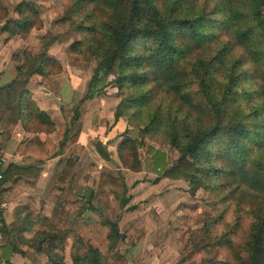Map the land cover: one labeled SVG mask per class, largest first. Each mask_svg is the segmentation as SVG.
Segmentation results:
<instances>
[{"label":"trees","instance_id":"16d2710c","mask_svg":"<svg viewBox=\"0 0 264 264\" xmlns=\"http://www.w3.org/2000/svg\"><path fill=\"white\" fill-rule=\"evenodd\" d=\"M72 1L66 16L75 19L71 21L74 29L85 36V46L99 64L82 100L66 110L59 140H41L36 134L20 141L16 152L36 157L39 165L61 156L73 124L84 121L87 108L98 96L94 84L102 77L114 76L117 87L128 90L122 94L114 119L126 118L143 136L160 134L179 153L178 158H172L166 151L146 146L141 137L127 135L118 143V156L122 159L123 152L133 146L144 148L146 167L155 174L152 183L159 178L182 180L193 186V193L203 187L224 199L248 202L254 220L245 247L250 264H264V0ZM36 5L19 4L18 16L11 20L13 26L7 19L0 30L30 32L38 20L32 12ZM67 24L65 16L57 19L32 47L26 46L17 74L0 86L6 101L0 120V155L20 119L31 131H54V122L26 87L33 75L51 74L47 66L53 59L47 51ZM82 150V145L75 147L77 156L67 159L58 185H64L74 172ZM41 172L38 165L9 164L0 183V203L14 193L18 183L34 182ZM14 176L11 187L2 186ZM98 187L80 199L77 207L71 199L62 207L81 213L103 209L108 193L128 204L120 169L102 166ZM56 203V208H61L58 199ZM3 211L0 262L6 259L12 264L8 259L17 235L35 222L30 225L31 214L27 213L8 225ZM53 212L43 221L48 230L64 235ZM112 226L121 233L117 223ZM41 244L35 247L44 250ZM185 248L189 253L182 263L196 255L191 241ZM211 249V244L200 247L207 255ZM92 253L99 262L101 252L93 249Z\"/></svg>","mask_w":264,"mask_h":264},{"label":"rangeland","instance_id":"374dc122","mask_svg":"<svg viewBox=\"0 0 264 264\" xmlns=\"http://www.w3.org/2000/svg\"><path fill=\"white\" fill-rule=\"evenodd\" d=\"M22 2L37 4L32 12L38 20L28 33L10 34L0 30L1 68L10 66L14 69L16 64L21 63L25 47H32L57 19L65 16L67 27L47 51L48 56L53 59L47 66L52 71L51 74L33 77L29 85L30 90L36 87L40 89L41 96L55 106L54 109L61 106L59 110L65 111V106L60 101L57 103L56 98L60 99L63 84L70 81L74 89L72 107L78 105L87 93L99 59L91 56L84 43L85 36L74 29L71 21L75 19L66 16L73 1L0 0V27L7 19L13 26L11 20L18 16L17 7ZM31 8H28V14L31 13ZM78 41L81 44L77 45ZM72 48L77 52H73ZM92 89L98 92L97 95L104 93L98 98L99 106L95 107H99L95 114L101 113L102 116L99 114L96 117L93 127L97 129L100 123L104 124L106 130H110L114 125L113 115L123 98L122 94H126L128 90L121 91L114 76L102 77ZM122 119L127 128L123 127L121 132L120 129L113 131V137L109 138L112 144L121 135L126 137L133 129L146 146L152 145L166 151L172 158L179 157V153L166 142V138L157 133L143 136L137 125L129 124L126 118ZM81 127V123L74 125L78 131ZM98 138H91L88 144L98 152L94 164L84 163L75 172L83 178L75 181V194L83 195L86 189L91 190L92 187H85L87 185L92 184L95 190L99 188L101 165L108 156L104 153L101 140L97 141ZM132 149L123 152L122 159L113 150L111 153L115 155V160L107 161L113 169L116 167L114 162L120 163L121 174L127 186L128 204L123 205L120 198L108 193L105 195L103 209H96L88 215L86 212H79V209L56 208L53 219L64 235L45 228L37 229L31 236L30 239L36 245L46 241L44 253L50 259V264H53L52 259L54 264H250L245 246L254 217L248 202L236 198L227 200L221 194H214L203 187L193 193V186L182 180L159 178L160 182L153 184L155 174L150 173L146 167L144 148L133 146ZM113 223L118 224L121 233L114 230ZM188 241L192 242L191 250L196 255L191 261L182 263L189 253L185 248ZM205 244L212 245L211 255L200 250ZM93 249L102 254L99 262L94 260Z\"/></svg>","mask_w":264,"mask_h":264},{"label":"crops","instance_id":"0c3cea01","mask_svg":"<svg viewBox=\"0 0 264 264\" xmlns=\"http://www.w3.org/2000/svg\"><path fill=\"white\" fill-rule=\"evenodd\" d=\"M19 65L20 64H16L15 68L11 69L10 66L7 68H1L2 66L0 64V86L8 84L15 77L18 72L17 69ZM36 76L41 77L39 74H35L32 76V78ZM29 83L26 87V89L28 90H30ZM72 85L73 84L70 81L66 84H63L64 88L62 87L63 89L60 91V99L56 98L58 100L57 103H59L60 101L63 104V107L65 106V111L59 110V107L61 108V106H59L57 109H54L53 107L55 106H52L44 96H41L40 89H38L37 87L35 89H31L30 92L33 93V96L38 103V107L41 110L45 111L52 122H54L55 129L52 132L35 130L31 131L25 128L24 123L20 119L17 122L18 124L16 125L11 137L6 140V144L2 149L0 155V169L2 168L5 170L11 163L20 166L38 165L42 168L39 179L31 183L27 181L18 183L16 187H14V193L4 201L5 204L3 216L6 224L11 225L17 218L27 213L31 214L29 218V221L31 222L30 225L35 222L32 227H25V230L17 235V243L16 245H14L11 256L8 259L12 264H50V259L48 258L46 253H44V250H40L38 249V247H35L36 244L30 239L31 236L34 235V232L37 229L44 230L45 228H48L47 224L43 221V217L51 218L53 210L58 205L56 203L57 199L59 200V205L62 207L65 205V201H67L68 199H78L79 201V199L89 197L91 194L97 191V189L95 190V187L92 184L90 186H85L92 188L91 190L89 188L86 189V192H83V195H79V193L75 194V190H73L75 181L81 178L77 176L75 172H78V170L82 168V164L87 163V165H91L94 164V161L97 159L96 154L98 152L96 153L95 149L93 150L88 146L89 140L91 138L97 139V137H99L97 141L101 140L104 153L108 156L107 158L109 160H115L114 158L116 157H114L115 155L111 152L114 150V153L117 155V146L120 140L123 139V136L121 135L120 137H118V139H116L113 144L111 143L112 141L110 142L109 138L113 137V131H118V129H120L119 132H121L123 127L125 129L127 128V124L122 121V118H119L118 120L114 119V125L110 130H106L104 124L100 125V123H98L97 129L93 127L96 117L98 118L99 114L100 116H102L101 113L95 114L96 110L99 109V107H95L99 104L98 98L101 97V95L104 94L103 93L93 99L90 106L87 108L84 121L75 122L82 124L81 129H79V131L75 130V123L73 124L72 135L70 139H68L61 156L49 159L43 165H39L36 157L20 155L19 153H17L16 148L19 142L26 138H32L36 134H38L41 140H45L47 137H49L53 142L59 140L62 127L65 124V115L67 110L65 108L67 106L68 108L72 107L74 102V89L72 88ZM5 104L6 101L2 93L0 92V120ZM101 120L102 118L99 119V121ZM135 132L133 131V129H131L130 133L128 132L127 135L130 137H138V135H136L137 131ZM102 138H104V141L106 142H104ZM77 145H82L83 150L79 155L75 170L74 172H72V174H70L64 185H58V177L63 171L67 159L71 156H77V154L74 153V149ZM108 159H103V165L113 168L108 165ZM114 163L116 166L115 169H120V163ZM14 179L15 176L11 180L4 181L2 186L5 188L11 187L15 182ZM81 180H83V178H81ZM159 182L160 179L158 180V182L153 184H157ZM78 201H76V207L80 205ZM93 211L94 209H86L85 212L88 215V213ZM44 245L45 243H42L40 246L44 247Z\"/></svg>","mask_w":264,"mask_h":264},{"label":"built area","instance_id":"2783aa9c","mask_svg":"<svg viewBox=\"0 0 264 264\" xmlns=\"http://www.w3.org/2000/svg\"><path fill=\"white\" fill-rule=\"evenodd\" d=\"M3 171L4 169H0V183H1V180L3 179L4 177V174H3ZM4 202H1L0 203V239L2 238V233H1V228H2V225H3V221L1 219V213H2V210L4 209ZM0 264H10L9 262L6 261V259H3Z\"/></svg>","mask_w":264,"mask_h":264}]
</instances>
